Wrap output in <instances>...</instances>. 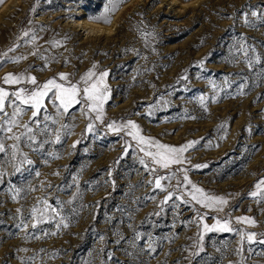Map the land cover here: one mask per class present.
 <instances>
[{
	"label": "rangeland",
	"instance_id": "1",
	"mask_svg": "<svg viewBox=\"0 0 264 264\" xmlns=\"http://www.w3.org/2000/svg\"><path fill=\"white\" fill-rule=\"evenodd\" d=\"M107 4L0 0V87L9 92L34 87L3 84L7 73L35 76L42 84L64 72L76 83L95 64L97 73L108 71L110 89L103 123L83 116L80 105L58 115L46 100L55 122L44 121L42 111L36 118L40 128L31 125L36 143L20 144L31 165L16 171L11 149L0 153V264H264V244L241 241L236 233H207L199 242L197 224L187 223L196 212L174 207V198L161 206L167 193L148 183L154 178L136 153L124 155L128 138L106 127L131 119L143 135L162 143L199 141L184 154L183 165L158 170V175L176 172L162 183L176 185L183 179L177 170L188 169L193 183L228 200L222 212L195 205L207 213L208 224L211 217L230 218L234 228L256 233L257 241L264 238V202L248 195L264 178V21L251 16L252 11L264 16V0H123L109 13V23L92 19ZM245 14L255 27L244 24ZM85 20L107 31L89 34L78 25ZM241 37L256 49L250 56L261 58L251 68L237 52ZM201 96L207 97L204 105ZM30 116L29 110L22 122ZM90 122L92 133L86 131ZM38 198L57 207L68 227L57 228V217L33 229L30 212ZM240 216L253 218L255 225L236 223Z\"/></svg>",
	"mask_w": 264,
	"mask_h": 264
},
{
	"label": "snow or ice",
	"instance_id": "2",
	"mask_svg": "<svg viewBox=\"0 0 264 264\" xmlns=\"http://www.w3.org/2000/svg\"><path fill=\"white\" fill-rule=\"evenodd\" d=\"M123 0H108L104 12L97 17H92L97 21H102L104 23H109V13L113 12ZM252 17H256L258 20L264 21V16L259 15L256 11L251 12ZM244 24L246 26L255 27V24L251 23L247 14L244 15ZM28 32L24 33L27 37ZM145 35H151L146 33ZM36 40L35 34L32 35L31 41ZM60 41H52L53 47L60 46ZM10 49L9 51H11ZM237 52L243 53L244 62L249 68L253 66L254 63L260 62V56L253 55L250 53H255V47L248 45L244 38L241 37L238 43ZM36 55V53H33ZM43 58V57H41ZM19 59L23 57L16 58L14 62H18ZM204 61H200L199 65L202 67ZM47 67V65H45ZM97 65L93 64L92 68L86 71L80 76V79L76 83L69 81V75L67 73L61 72L57 74V77L49 78L44 83L38 84L35 76L25 77L23 74L14 75L12 73H7L3 78V84L5 85H19L24 82L33 85L31 89H26L20 87L15 91L9 92L5 88L0 87V153L6 154L8 148L11 149L10 160L13 162V167L16 171L20 170V167L24 164H32V161L27 158V155L20 150V144L26 142L28 146L36 143L37 137L35 135L32 124L36 125V128H40V121L36 118L43 111L45 114L43 116L44 121L53 120V117L47 114V108L45 101L47 100L55 109L58 115L67 114L69 110L76 106H81L82 115L86 118L90 115H94L96 121L103 123L104 118V106L105 103L110 98V89L106 83V78L108 76V71L97 73L95 71ZM181 79H187L186 76L181 77ZM227 82V81H226ZM210 83H212L210 81ZM83 85L81 87L80 85ZM213 89L216 85L212 83ZM245 87L244 84L240 85L241 92ZM207 97L201 96L200 103L204 105ZM216 96L212 97L215 102ZM159 103V101H157ZM155 107V105L151 106ZM7 108H11V112L7 111ZM31 111V116L28 122H22V116L27 112ZM53 122H55L53 120ZM62 128H66L67 125H62ZM107 129L115 134H123L124 139V155L129 152L136 153V159L139 164L142 165L150 175L153 176V180L148 181L152 184L154 189H159L167 194L164 196L163 200L160 201V205H166L170 201L175 199L177 204L174 207H179L180 204L189 206L196 212L195 218L189 220L187 223H196L199 229L197 235L199 242L204 240V236L207 233H236L239 235L240 240L244 241L247 238L249 244L259 242L264 244V238L259 241L256 240V233H246L242 229H236L232 226L231 219H221L218 216L211 217L213 219L212 224L206 222L207 213L201 214L195 205H199L201 208L207 209L209 211L222 212L224 206L228 203V200L223 196H218L206 192L203 188L197 186L193 183L188 176V169L179 168L177 171L182 173L183 179H177L176 185L165 186L162 181H171L176 178V172H169L167 175H158V170H168L171 169L173 165H183L186 162L185 153L198 144L199 141H188L180 146H173L166 143H162L160 140L155 139L150 136H145L142 134L140 126L133 120L129 119L122 123H117L115 121L107 124ZM22 129L18 134L14 132V129ZM47 125L43 128V131H47ZM95 130L93 123H88L86 126V131L92 133ZM6 140H12L11 145H6ZM56 140H60V135H56ZM42 146V145H41ZM75 147V145H73ZM142 154V155H140ZM19 157V162L16 163ZM123 158V157H121ZM195 168H205L207 164H197L194 165ZM4 173L0 171V176ZM39 175V173H37ZM109 175L111 173L109 172ZM171 187L172 190L169 191L168 188ZM254 190L248 195L256 200L257 203L264 202V178L258 180L254 184ZM17 195H19V190H17ZM16 199V196H13ZM155 199V197H151ZM60 202L57 201V204ZM71 203V201H69ZM20 209H17L19 212ZM158 214V213H157ZM33 229L37 228L39 225L55 220L59 217L57 222V228L61 225L67 228L68 224L65 222L66 218L60 214V210L57 207H53L47 199L38 198L36 205H34L30 212ZM238 224L255 225L256 221L247 216H240L235 218ZM23 224V221H22ZM24 227H27L25 224ZM47 235L48 233H44ZM55 235L56 233H51ZM264 236V234H262ZM39 238V237H37ZM103 239V237H101ZM136 239H140V234L137 233ZM151 248V245H149ZM154 251V249H152ZM202 251V247L200 248ZM242 249H237L239 253ZM111 256V254H109Z\"/></svg>",
	"mask_w": 264,
	"mask_h": 264
},
{
	"label": "bare ground",
	"instance_id": "3",
	"mask_svg": "<svg viewBox=\"0 0 264 264\" xmlns=\"http://www.w3.org/2000/svg\"><path fill=\"white\" fill-rule=\"evenodd\" d=\"M78 25H81L83 28H84V30H85V32H87V33H89L90 34V32H95V31H97V32H99V31H103V30H106L107 28H104V26L102 27L101 25H96V24H94V23H90V22H88L87 20H85V21H79L78 22ZM110 29V28H109ZM111 30V29H110ZM107 31V30H106ZM86 34V33H85Z\"/></svg>",
	"mask_w": 264,
	"mask_h": 264
}]
</instances>
